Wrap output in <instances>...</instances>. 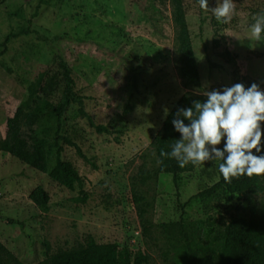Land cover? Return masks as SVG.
<instances>
[{"label": "rangeland", "instance_id": "1", "mask_svg": "<svg viewBox=\"0 0 264 264\" xmlns=\"http://www.w3.org/2000/svg\"><path fill=\"white\" fill-rule=\"evenodd\" d=\"M183 2L198 87L179 75L169 0H0V52L5 38L18 34L0 56V140L7 119L17 108L27 110L40 87L58 73L59 58L71 70L77 91L88 98L87 113L114 132L96 133L74 104L63 116L60 134L90 161L62 144L61 159L83 179L84 201L77 189L49 178L56 162L52 116L35 127V135L48 144L46 173L0 152V242L22 264H42L89 240L115 243L132 259L145 255V264H212L195 259L190 249L215 245L224 226L241 214L240 198L221 192L191 200L183 235L168 233L163 224L178 222L180 206L217 182L218 161L182 173L178 199L171 175L140 179L156 169L153 141L164 109L169 113L182 95L254 82L264 91V44L253 48L246 38L264 0H234L236 15L227 25L201 11L197 0ZM216 3L208 0L209 8ZM224 51L232 56L229 62L221 57ZM61 92L59 85L41 96L54 105ZM37 186L50 197L44 207L29 201Z\"/></svg>", "mask_w": 264, "mask_h": 264}, {"label": "trees", "instance_id": "2", "mask_svg": "<svg viewBox=\"0 0 264 264\" xmlns=\"http://www.w3.org/2000/svg\"><path fill=\"white\" fill-rule=\"evenodd\" d=\"M171 7V16L176 29V53L178 62V72L186 85L198 87L200 85L198 63L194 56L192 42L186 21V8L183 0H169ZM201 31V28H200ZM24 33H28L24 30ZM21 34V33H19ZM18 34H9L3 43L2 56L10 39L17 37ZM213 46L217 47V42L213 41ZM226 62L232 58L228 51L221 54ZM212 67H217L212 65ZM58 73L52 75L46 84L40 87L39 93L33 98L30 107L27 110L17 108L13 117L6 121V131L4 139L0 140V152L7 153L9 156L22 162L24 165L34 169L39 173L47 172L46 149L47 141L45 137L35 135V127L47 116H52L55 121V137L53 142L56 148V162L49 172V178L58 185L72 191L77 189L78 194L84 201L86 194L83 190V179L70 162L61 159L63 145L75 149L77 155L84 162H90L79 149V147L68 137L61 135L63 129V116L67 108L74 104L78 107V114L85 118L91 128L98 134L111 135L114 133L102 124L95 122L92 116L86 111L85 95L80 94L75 85L71 70L59 58L57 63ZM59 85H62V92L53 105L47 99L41 96L42 93H51ZM194 101L204 102L206 96L192 92L182 95L172 109L165 117L161 130L153 141L155 153L157 156V167L150 173L141 174L140 181L145 183L152 177L159 175H171L172 184L175 189V195L179 198L180 175L192 171L195 167L191 164L180 168L175 159L161 158L160 152H170L172 145L180 134L176 132L172 125L175 113L180 108L191 107ZM185 124L189 122L184 120ZM264 141V136H262ZM220 149H223V145ZM264 154V147L261 153ZM163 159V163H158ZM217 163V175L220 176ZM96 169V166L92 164ZM225 192L230 196L240 198L241 214L230 219L219 233L214 246L196 247L190 249L195 259L212 264H264V175L241 176L239 179H233L231 183L226 184L220 176L210 188L203 190L192 196L187 202L180 206L181 214L178 222L163 224L170 234L178 233L183 235L185 206L193 199H208L218 196ZM50 200L49 195L41 186H37L29 195L31 201L37 207H44ZM147 257L139 255L132 259L128 249L120 250L115 243L97 244L89 240L84 247L60 251L42 264H145ZM0 264H22L19 262L0 242Z\"/></svg>", "mask_w": 264, "mask_h": 264}, {"label": "clouds", "instance_id": "3", "mask_svg": "<svg viewBox=\"0 0 264 264\" xmlns=\"http://www.w3.org/2000/svg\"><path fill=\"white\" fill-rule=\"evenodd\" d=\"M199 9L210 12L218 24H229L236 15L234 0H217L209 8L208 0H197ZM246 37L250 46L264 44V10L253 14ZM206 101H194L191 107L180 108L172 120L180 134L170 152L161 151V158L175 159L180 168L191 164L204 165L220 161L218 171L228 184L241 176L264 175V91L257 83L245 88L236 83L221 90L203 93ZM168 110L164 109V116ZM184 120L189 123L185 124ZM223 141V149L218 148ZM158 163H163V159ZM220 176H217L219 182Z\"/></svg>", "mask_w": 264, "mask_h": 264}]
</instances>
